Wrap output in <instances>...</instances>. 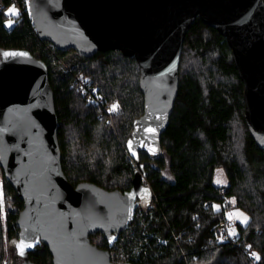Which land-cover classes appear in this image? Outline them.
I'll return each mask as SVG.
<instances>
[{
    "label": "trees",
    "instance_id": "obj_1",
    "mask_svg": "<svg viewBox=\"0 0 264 264\" xmlns=\"http://www.w3.org/2000/svg\"><path fill=\"white\" fill-rule=\"evenodd\" d=\"M0 50H26L46 65L67 181L74 187L90 183L106 191H129L135 163L125 144L133 122L143 114L136 61L119 51L97 52L91 58L73 50L60 52L38 39L29 20L8 27L2 13ZM178 75L161 155L150 160L139 154L149 200L139 204L128 229L111 248L100 234L90 241L108 250L117 264H264V149L256 146L245 124L243 84L230 49L199 19L184 38ZM77 76L96 87L105 105H119L112 124L100 107L85 104L73 86ZM216 169L223 170L225 186L214 185ZM0 174V264H20L14 243L23 203ZM231 208L248 221L236 222L235 235L225 236L218 225L228 220ZM252 253L260 257L253 263ZM28 258L33 264H52L44 245Z\"/></svg>",
    "mask_w": 264,
    "mask_h": 264
},
{
    "label": "water",
    "instance_id": "obj_2",
    "mask_svg": "<svg viewBox=\"0 0 264 264\" xmlns=\"http://www.w3.org/2000/svg\"><path fill=\"white\" fill-rule=\"evenodd\" d=\"M30 7L38 39L60 52L91 58L119 51L134 59L143 114L133 122L125 144L135 163L130 190L106 191L90 183L74 187L61 168L46 65L26 50H0V170L23 203L14 243L20 264H33L28 254L39 245L47 247L52 264H117L90 237L102 235L111 248L139 204L149 200L139 154L150 160L161 155V137L178 94L184 38L197 19L225 39L243 84L245 124L256 146L264 149L263 0H31ZM146 127L156 128L155 134H147ZM129 140L135 156L128 150ZM21 239L34 245L24 256L16 248Z\"/></svg>",
    "mask_w": 264,
    "mask_h": 264
},
{
    "label": "snow or ice",
    "instance_id": "obj_3",
    "mask_svg": "<svg viewBox=\"0 0 264 264\" xmlns=\"http://www.w3.org/2000/svg\"><path fill=\"white\" fill-rule=\"evenodd\" d=\"M6 14H9V15H18V12H17V9L15 8V6H12V7H9L7 9V13ZM12 23V21H8V25L10 26ZM5 56H14V55H21V56H26L27 53H4ZM95 91V90H93ZM119 110V105L116 104V103H113L108 111L110 113H117ZM144 131L149 134V135H154L155 132H156V128L154 127H146L144 129ZM128 144V150L132 153L133 156L136 155L135 151L133 150V140H129L127 142ZM141 146L143 147L144 144L143 142H141ZM150 152H155V149L151 146H149V149H148ZM216 183H221V181H216ZM144 192H147L146 189L142 190ZM131 196V194H129ZM233 203H235V200L233 199ZM213 208L218 210V206L216 205H213ZM3 210V193L2 191H0V212H2ZM127 212L129 213V217H130V214H131V206L129 205L127 207ZM226 215L228 216V218L231 220L233 217H235L236 219L240 220L241 223H247L248 221V217L241 211L239 210H234L233 212H229V213H226ZM229 235H235L234 232L230 231L229 232ZM114 238L113 237H109V243L112 242ZM222 239V237H221ZM34 245L32 243H29V242H26L25 240L21 239L17 244H16V248H17V251H18V254L21 255V256H24L25 255V249L27 248H31L33 247ZM252 256L256 259H260V257L256 254V253H252Z\"/></svg>",
    "mask_w": 264,
    "mask_h": 264
},
{
    "label": "built area",
    "instance_id": "obj_4",
    "mask_svg": "<svg viewBox=\"0 0 264 264\" xmlns=\"http://www.w3.org/2000/svg\"><path fill=\"white\" fill-rule=\"evenodd\" d=\"M31 0H0V13L4 14V16L6 17L7 23L8 21H12L11 25L8 27H11L14 24H17L19 22H21L22 20L26 19L29 20L32 23V16H31ZM15 6V8L17 9L18 15H9L6 14L7 13V9L9 7ZM79 78L75 77L73 85L77 84L76 81H78ZM97 106H101L104 114L107 116V119L109 120V118L112 116V113H110L108 111L109 106H104L102 105V103L100 101L97 100L96 102ZM1 174H0V190H1ZM232 228V225L230 224V222L228 220H223L222 222L219 223L218 225V229L220 231V233L222 235H227L228 231H230Z\"/></svg>",
    "mask_w": 264,
    "mask_h": 264
},
{
    "label": "rangeland",
    "instance_id": "obj_5",
    "mask_svg": "<svg viewBox=\"0 0 264 264\" xmlns=\"http://www.w3.org/2000/svg\"><path fill=\"white\" fill-rule=\"evenodd\" d=\"M72 56L73 55H70V58ZM66 64H68V62H66ZM77 78H79V80L76 81L77 84L76 85L74 84L73 86H75L76 91L80 94V96L84 100L85 104L97 106L96 105L97 104L96 102L98 100V101H100L102 103V105L105 106V104L103 102V99L100 96V94L98 93L96 87L92 86L91 85V82L87 78H83L81 76H77ZM93 90H95V91H93ZM111 105H106V106H109L110 107ZM98 107L101 108L100 105ZM112 115H113V113H112ZM107 122L109 124H112V116L109 118V120L107 119ZM218 180L221 181V183H219V184L216 183V181H218ZM213 183H214L215 186H225L227 184V180L225 178V175H224V172H223L222 169H216L215 170ZM140 201H142V200H140ZM141 203L144 204V201H142ZM234 210L235 209L231 208L230 210L227 211V213L233 212ZM227 219L230 222V224L232 225V228H231L230 231H232V232L235 233L234 224L236 222H240V220L236 219L235 217H233L230 220L228 218V216H227ZM242 224H245V223H242ZM230 231H228V234H229ZM230 236H233V235H230ZM246 252H250L249 248L246 249ZM254 260H256V258L252 259L251 262L253 263Z\"/></svg>",
    "mask_w": 264,
    "mask_h": 264
}]
</instances>
